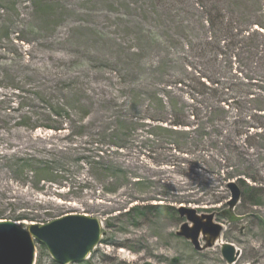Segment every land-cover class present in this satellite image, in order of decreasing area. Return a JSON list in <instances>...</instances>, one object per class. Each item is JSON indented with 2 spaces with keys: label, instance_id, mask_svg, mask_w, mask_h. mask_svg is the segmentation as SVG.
<instances>
[{
  "label": "rangeland",
  "instance_id": "374dc122",
  "mask_svg": "<svg viewBox=\"0 0 264 264\" xmlns=\"http://www.w3.org/2000/svg\"><path fill=\"white\" fill-rule=\"evenodd\" d=\"M141 23L157 28L150 0H0V222L26 229L71 214L98 218L102 241L74 264H227L228 243L240 256L233 264H264V149L239 151L243 173L257 181L240 188L231 209L230 191L210 168L223 160L217 151L177 153L147 141L146 127L131 132L126 147L115 145L116 117L130 110L118 82L127 61L113 66L104 57L140 50ZM172 92L181 102L187 91ZM58 105L67 115L54 117ZM24 161L30 167L20 174ZM42 164L63 173L65 188L36 191L38 179L49 180L31 173ZM153 199L212 214L219 237L208 246L201 236L199 251L177 236L186 221L177 212H129ZM37 254L39 264H57L41 244Z\"/></svg>",
  "mask_w": 264,
  "mask_h": 264
},
{
  "label": "trees",
  "instance_id": "16d2710c",
  "mask_svg": "<svg viewBox=\"0 0 264 264\" xmlns=\"http://www.w3.org/2000/svg\"><path fill=\"white\" fill-rule=\"evenodd\" d=\"M150 1L157 28L151 32L139 25L141 49L124 53L125 59L113 52L104 57L113 66L127 61L126 67L121 65L118 82L131 95L130 110L116 117L115 145L126 147L131 132L146 127L147 141L170 145L177 153L190 154L193 147H201L221 154L222 162L210 168L223 188L230 182L240 188L248 186L249 180L256 182L243 173L239 151L264 149V0ZM133 59L138 60L136 65ZM192 61H199L203 70L197 72ZM173 89L187 91L181 102ZM185 101L192 104L185 106ZM58 107L55 118L61 115L59 110L67 115L63 106ZM27 163L20 166V174L30 167ZM42 166L31 173L34 179L38 174L48 175L49 180L38 179L43 184L36 191L65 188L63 173ZM152 202L129 212H177L182 205Z\"/></svg>",
  "mask_w": 264,
  "mask_h": 264
},
{
  "label": "water",
  "instance_id": "95a60500",
  "mask_svg": "<svg viewBox=\"0 0 264 264\" xmlns=\"http://www.w3.org/2000/svg\"><path fill=\"white\" fill-rule=\"evenodd\" d=\"M229 208L240 202L242 191L238 184L230 182ZM178 214L186 218L177 236L190 241L196 250H201L199 239L208 237V246L217 240L221 225L214 223L212 214L200 215L193 208L180 206ZM101 222L98 218L71 214L45 225L30 224L22 229L12 221L0 222V264H35L37 245L42 244L57 264H74L87 260L101 242ZM221 255L227 264L235 263L239 253L231 244L222 245Z\"/></svg>",
  "mask_w": 264,
  "mask_h": 264
}]
</instances>
